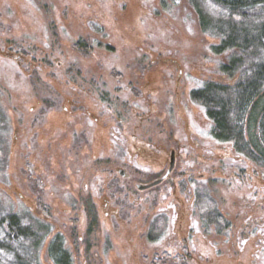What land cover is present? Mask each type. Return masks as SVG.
Returning <instances> with one entry per match:
<instances>
[{"label":"rangeland","instance_id":"1","mask_svg":"<svg viewBox=\"0 0 264 264\" xmlns=\"http://www.w3.org/2000/svg\"><path fill=\"white\" fill-rule=\"evenodd\" d=\"M218 43L185 1L0 0V197L63 233L75 264H264V168L214 140L190 98L206 81L234 83ZM205 188L218 223L197 208Z\"/></svg>","mask_w":264,"mask_h":264},{"label":"trees","instance_id":"2","mask_svg":"<svg viewBox=\"0 0 264 264\" xmlns=\"http://www.w3.org/2000/svg\"><path fill=\"white\" fill-rule=\"evenodd\" d=\"M182 1L194 13L202 33L219 40L210 46V52L221 58L217 62L218 72L234 81L231 84L206 81L191 91L190 98L211 122L210 136L214 140L231 144L238 155L264 168V0H161V6L167 11ZM76 46L86 53L93 49L87 40ZM8 148V117L0 104L2 169ZM3 199L0 197V264H43L41 253L51 235L49 261L75 264L63 233H53L48 221L28 208L16 210ZM197 200L203 219L218 223L222 214L209 191L206 189ZM38 201L43 203L41 198ZM87 210L89 228L93 231L97 213L94 208ZM167 223L165 216L156 218L150 226L149 238L158 239ZM163 262L160 257L154 260Z\"/></svg>","mask_w":264,"mask_h":264},{"label":"water","instance_id":"3","mask_svg":"<svg viewBox=\"0 0 264 264\" xmlns=\"http://www.w3.org/2000/svg\"><path fill=\"white\" fill-rule=\"evenodd\" d=\"M175 162H176L175 153H173V154H172V161H171V168H170V170H169V172H168V174H167V176H166L165 178H167V177L171 174V172L173 171V169H174V167H175ZM162 181H163V180H160V181H158V182H155V183H153V184H151V185H149V186H146V188L148 189V188L154 187V186H156L157 184H160Z\"/></svg>","mask_w":264,"mask_h":264}]
</instances>
